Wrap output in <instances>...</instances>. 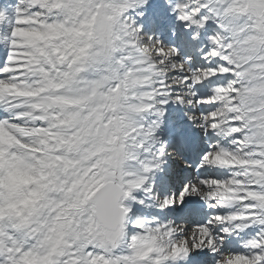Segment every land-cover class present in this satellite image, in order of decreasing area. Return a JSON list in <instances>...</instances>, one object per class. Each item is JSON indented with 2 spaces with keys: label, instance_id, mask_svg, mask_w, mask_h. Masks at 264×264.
Returning <instances> with one entry per match:
<instances>
[{
  "label": "snow or ice",
  "instance_id": "1",
  "mask_svg": "<svg viewBox=\"0 0 264 264\" xmlns=\"http://www.w3.org/2000/svg\"><path fill=\"white\" fill-rule=\"evenodd\" d=\"M0 264H264V0H0Z\"/></svg>",
  "mask_w": 264,
  "mask_h": 264
}]
</instances>
